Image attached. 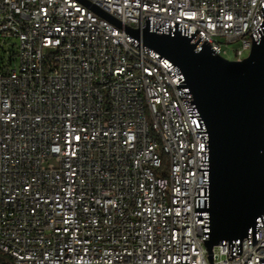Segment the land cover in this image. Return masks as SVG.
<instances>
[{
  "label": "built area",
  "instance_id": "1",
  "mask_svg": "<svg viewBox=\"0 0 264 264\" xmlns=\"http://www.w3.org/2000/svg\"><path fill=\"white\" fill-rule=\"evenodd\" d=\"M0 18V251L10 264H264V215L247 238L215 246L210 261L206 127L172 62L165 71L182 113L170 111L165 91L154 94L152 69L132 52L161 65L164 57L126 30L179 31L224 57V45L240 43L233 58L243 60L263 36L264 0H0ZM117 72L127 80L115 82ZM139 84H148L149 112L176 154L175 191L163 182L165 160L150 150ZM176 115L190 121V132ZM145 176H153V188H145ZM173 198H182L181 210H173ZM102 234L111 241L101 242ZM117 240L126 248H114Z\"/></svg>",
  "mask_w": 264,
  "mask_h": 264
},
{
  "label": "water",
  "instance_id": "2",
  "mask_svg": "<svg viewBox=\"0 0 264 264\" xmlns=\"http://www.w3.org/2000/svg\"><path fill=\"white\" fill-rule=\"evenodd\" d=\"M103 19L119 20L93 7ZM182 73L209 136V233L205 247L243 240L264 215V34L242 61L179 31L126 29Z\"/></svg>",
  "mask_w": 264,
  "mask_h": 264
},
{
  "label": "bare ground",
  "instance_id": "3",
  "mask_svg": "<svg viewBox=\"0 0 264 264\" xmlns=\"http://www.w3.org/2000/svg\"><path fill=\"white\" fill-rule=\"evenodd\" d=\"M16 22L20 26H28V17L16 15ZM0 25H2V18H0ZM182 35L184 36V34ZM251 48L246 50V53L250 52ZM146 49L150 48L146 46ZM216 54L222 57V53ZM132 59L138 60L144 68L152 69L154 94H163V91H165V99L169 103L170 111L182 113L181 94L178 93V90L174 89V82L167 78V71H165V67H171V61L162 58L161 65L159 61H156L155 57L150 56V54H144V51L132 52ZM233 61L242 60H234L233 58ZM42 63H51V56H42ZM131 73H138V66H131ZM126 80L127 72H117L115 74V82H124ZM148 102H150V88H148V84H139L140 119H143V124H145L147 138L150 141V150L153 151V154L161 156L166 161L167 165L165 166V170H163V182H166L168 191H175L174 178H171V174L175 170L176 154L165 146L167 144V136L162 133L161 126H158L155 115L149 112ZM193 107H197L194 102ZM176 123H182V132H190V121H184V115H176ZM189 155H197V148H189ZM154 170H162V163H154ZM180 173H187V160H180ZM145 188H153V176H145ZM205 198H209V190H205ZM160 202H167V193H160ZM181 209L182 198H173V210ZM182 233H191V226H182ZM208 233L209 216H206L207 238ZM57 239H66V231H57ZM110 241L111 234L101 235V242ZM183 245H191V236H183ZM114 248H126V241H114ZM0 264H10L9 259H6V251H0ZM18 264H25V259H18Z\"/></svg>",
  "mask_w": 264,
  "mask_h": 264
},
{
  "label": "rangeland",
  "instance_id": "4",
  "mask_svg": "<svg viewBox=\"0 0 264 264\" xmlns=\"http://www.w3.org/2000/svg\"><path fill=\"white\" fill-rule=\"evenodd\" d=\"M240 47H241L240 43H233V44H230V45H224L223 46V49L224 50H227L229 55H227V57H224V56H222V57L224 59L229 60V61H233V52L235 50L239 49ZM248 53H246V56L248 55Z\"/></svg>",
  "mask_w": 264,
  "mask_h": 264
},
{
  "label": "trees",
  "instance_id": "5",
  "mask_svg": "<svg viewBox=\"0 0 264 264\" xmlns=\"http://www.w3.org/2000/svg\"><path fill=\"white\" fill-rule=\"evenodd\" d=\"M167 165L166 161H165V166Z\"/></svg>",
  "mask_w": 264,
  "mask_h": 264
}]
</instances>
